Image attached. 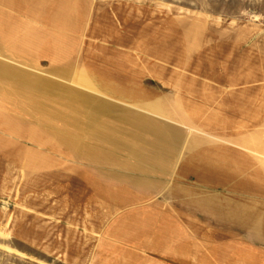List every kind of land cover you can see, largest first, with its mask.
Wrapping results in <instances>:
<instances>
[{"label":"crops","instance_id":"0c3cea01","mask_svg":"<svg viewBox=\"0 0 264 264\" xmlns=\"http://www.w3.org/2000/svg\"><path fill=\"white\" fill-rule=\"evenodd\" d=\"M7 3L11 1L7 0ZM7 3L3 4L4 11ZM107 10L120 19V15L114 9ZM150 11L152 14L157 13L155 10ZM143 15L145 16V12ZM1 19L5 33L3 36L0 35V113L20 124V133L24 136L26 145L35 143L37 152L40 149L44 150V155L38 153L41 156L39 160L58 161L60 155L63 156L62 161L67 162V171H61L65 174L64 178L69 182L73 177L80 179L78 183H83V189H44V191H56L65 195L66 198L63 200L80 203V207L75 208L81 209L84 218L86 214L97 222L102 219L105 224L101 221L97 233L101 248L115 241L117 245H122L130 252L127 255H131L137 262L138 256L135 255L134 250L147 251L150 258L162 262L156 254L152 255L151 252L154 253L155 250L156 253L163 252V263L166 264H171L173 261L170 254L172 242L176 243L175 247L179 251L190 249L189 258L193 262L199 259L198 263L201 264L204 263L205 258L218 261L227 256L225 254L227 248H232V251L241 248L246 251L245 255L243 254V257L247 258L244 264H264V244L261 242L228 237L203 244L205 239L194 235L192 238L183 218L159 201L160 196L154 198L156 194L161 193L156 189H169V186L165 187V185L170 182L178 161L177 145L172 129L158 116L157 113L161 112L136 108L127 102H125L129 104L127 108L111 105L109 109H103L96 103L82 100L68 83L74 65L73 60L77 58L81 49L76 45L75 39L69 42L68 35H63L68 33L66 31L49 30L41 32V37L34 36L35 32H29L28 27L23 28L24 33L11 34L7 29L10 16L0 11V24ZM95 24H98L97 19ZM97 27L101 28L100 25ZM91 28L90 32L85 28L84 34L87 36L88 33L93 34ZM37 33L39 32L36 31L35 34ZM99 35H102L101 31ZM47 38H50V41ZM97 39L100 41L103 38L93 40ZM85 40L84 49H90L93 46L92 39ZM110 43H105V47ZM99 47L102 50L105 48ZM1 53L4 56H1ZM99 56L102 58V54ZM11 58L17 62L12 61ZM103 59L105 61L96 63L95 66L101 67L100 75L103 78L111 77L114 74L113 70L111 69V76L105 71L108 69L109 61L104 57ZM84 61L85 70H89L87 65L91 63L89 57H85ZM114 65L116 68L120 67L119 58ZM138 66H126V69L138 71ZM117 71L116 69L115 73ZM145 80L151 86L164 88L163 91L170 97L174 94L179 101H192L199 110V114L192 116L194 120L192 125H196L201 132L208 135L206 139L209 140L211 137V141L216 144L229 142L227 137H220L219 128L222 127L224 131L228 126L219 125L218 110H224L223 106L232 102H242L241 106L245 109L243 112L250 114L244 115L248 122L245 130L251 128L248 119L253 121L257 119L261 122V131L264 135V108H262L264 94L238 95L221 100L216 90L214 93L207 90L202 93L203 98H208L204 104L198 100L199 97L195 93L186 91L180 93L173 90L171 85L166 86L154 77H147ZM176 86L181 87V84L178 83ZM185 86L187 84H184ZM160 87L157 88L162 90ZM105 93L101 95L107 97L109 94ZM191 97L196 99L191 100ZM246 107L249 109L246 110ZM183 113L188 115L186 111ZM61 143L65 144L70 152L60 151ZM48 155L56 158H48ZM108 194L118 195L116 200L114 198L115 202L108 201ZM94 204L99 206L101 212L88 208ZM109 208L115 209L118 213L116 217L119 219L113 221L119 225L117 233L116 231L112 233L106 223L107 212L102 213ZM87 210L91 211V215L86 212ZM128 221L135 222L136 226L128 225ZM151 227L152 231H150ZM155 231L159 233L154 234ZM148 242L151 243L148 245ZM143 257H145L143 259L148 258ZM249 257L255 258V261L251 262ZM139 264H143V261Z\"/></svg>","mask_w":264,"mask_h":264},{"label":"rangeland","instance_id":"374dc122","mask_svg":"<svg viewBox=\"0 0 264 264\" xmlns=\"http://www.w3.org/2000/svg\"><path fill=\"white\" fill-rule=\"evenodd\" d=\"M9 1L11 3H7V0H0V11L2 13L6 12V15L10 16L7 29L11 31V34L24 33L23 28L26 27L30 30L29 32L36 33L38 31L39 33L33 35H39V37H41V32L44 33L49 30L68 32L63 35H68L69 42L75 39L76 45L81 47L77 58L73 60L74 65L68 82L69 86L78 94L84 96V101H86L85 96H87L88 103H91L93 98L106 99L112 101V105H116L115 107L123 108H127L129 105L125 103L126 101L121 103L122 101L116 97L109 95L104 97L101 93L91 89L92 86L89 88L82 85L76 78L79 69L85 70V57H89L91 62L95 61V64L105 61L104 57L109 61L107 62L109 72L107 73L105 69L106 74H109V76H111V69L115 67L117 57L110 56L108 51L105 50L101 58L99 53L102 50L99 48L100 45L97 44L99 39L93 40L99 37L105 40V34L111 33L103 29L100 36L97 27L100 25L99 17L106 9H114L121 17H128L129 9L133 6V16L138 17L137 12L143 14L145 7L151 6L148 9L155 10L157 13L182 15L188 20H203L212 29L223 32L237 31L242 28L258 29L255 31L264 32V0ZM4 2L7 3L6 11L3 9ZM129 3L131 4L128 5ZM56 9L60 14L53 17ZM96 19L98 21L97 25L95 24ZM1 21L0 35L3 36L5 31L2 29L3 20L1 19ZM85 28L88 32H90V28L93 29V34L88 33V36L84 34ZM85 39H92L93 46L90 49H84ZM47 40L50 41V38H47ZM106 43L109 44L110 39ZM1 56H4L3 53H1ZM11 59L17 62L14 58ZM87 65L89 70H96L89 63ZM96 67L101 68L99 65ZM160 88L163 91L164 88ZM132 105L140 108L137 105ZM157 114L169 124L173 132L174 128L182 132L186 144H188L189 139H196L202 143L203 141L200 140H205L208 136L206 133L201 132L196 125H192L194 120L190 115L188 117V115L179 112L177 113L178 118L170 114H166L168 117L164 118L165 115L163 114L165 113ZM179 118L183 121L180 122ZM13 120L0 113V264H127V262L128 264H139L140 261H143V264H166L163 263V252L156 253L155 250L154 253L151 252L152 255L156 254L162 262L150 258L147 251L134 250L135 255L138 256L137 262L131 255H127L130 252L122 245H117L115 241H111V244H105L101 248L98 242L100 237L97 233L101 221L103 224L105 222L102 219L97 222L95 219L93 220L92 216L89 217L86 214L84 218L81 209L75 208L80 207V203L71 200L65 201L63 200L66 198L65 195L58 194L56 191H44V189H83V183H78L80 179L76 177H73L70 182L64 178L63 175L65 174L61 171H67V162L62 161V155H60L58 161L39 160L41 156L38 153L44 155V150L40 149L37 152V147H34V145L37 146L35 143L26 145V141L23 139L24 136L20 133V124L14 120L15 123ZM220 137H227L223 130ZM261 142L264 143V136ZM217 144L240 148L226 142ZM253 145H256V142L250 144V146ZM59 148L60 151L70 152L63 143L59 145ZM177 154L176 169L172 172L170 182L165 185V187L169 186V189H156L157 192L161 191V193L156 194L154 198L160 196L159 201L165 203L166 206L183 218L191 237L202 236L205 239L203 244H209L213 240L228 237L247 238L264 244V235L255 236L248 231L252 226L242 222L238 223L233 219H218L212 214L207 215L204 213L203 207L197 204V202H201L199 200L210 197L225 201L230 200L232 203L233 199H243L245 195L242 193L233 195L229 190L224 189V184L216 185L202 182L196 172L184 171V166L181 165V163L185 165L189 158L187 149L180 157L179 152ZM48 158L56 157L49 156ZM56 169L60 171L57 172ZM103 196L107 198L105 195ZM116 197H118L117 194H108L107 199L109 202H115ZM250 200H254V203L263 201L261 207L254 203L253 206L258 207L256 209L258 216L264 218V199L262 197H250ZM88 208H92L94 211L100 210L96 204ZM86 212L91 215V211L87 210ZM103 212H107L108 221L106 223H108L109 229L112 233H115V231L117 233L119 225H116L117 222L113 221L116 218L119 219V217H116L118 213L112 208ZM125 225H127V222ZM128 225L136 226L135 222L132 221H128ZM150 231H152V227ZM158 233V231L154 232V234ZM150 243L148 242V245ZM175 246L176 243L172 242L170 254L173 261L171 264H201L198 263L199 259L193 262L189 258L190 249H188L189 251H179ZM245 252L241 248H236L235 251H232V248H227V253L225 252L227 256L218 259V261L205 258L203 264H244L247 261V258L243 257ZM143 256L148 258L143 259L145 258ZM248 259L251 262L255 261V258L249 257Z\"/></svg>","mask_w":264,"mask_h":264},{"label":"bare ground","instance_id":"6f19581e","mask_svg":"<svg viewBox=\"0 0 264 264\" xmlns=\"http://www.w3.org/2000/svg\"><path fill=\"white\" fill-rule=\"evenodd\" d=\"M149 7L144 9L145 16L137 12L138 18H135L131 6L128 17L119 16L120 20L107 9L102 12L99 31L105 29L112 33L105 34V40L103 38L98 44L105 47L104 44L111 40L105 48H108L110 56L119 58L120 67L112 68V77L103 78L100 75L102 70L92 61L90 65L97 72L79 69L76 73L78 82L89 88L92 86L91 89L98 93L107 92L120 101L142 109L167 112L177 118V113L184 111L195 117L199 110L192 101H179L174 94L170 97L149 85L145 78H157L180 93H195L204 104L208 98H203L202 93L207 90L217 91L221 100L238 95L264 94V32L252 28L223 32L212 29L203 20H188L182 15L152 14ZM59 14L56 9L53 17ZM105 48L99 55L105 53ZM134 65H139L138 71L126 69V66ZM178 83L181 87L176 86ZM184 84L187 86L184 87ZM80 97L84 100V96ZM195 99L191 97V100ZM85 100H88L87 96ZM92 103L103 109L112 105V101L106 99L93 98ZM241 105L242 102H232L223 106L224 110H218L219 125L228 126L223 131L229 141L227 143L240 148L217 145L211 137L209 140L201 139L202 143L189 139L186 144L179 129L174 128L172 133L179 157L187 149L189 158L185 165L181 163L184 171L196 172L202 182L224 184V189L233 195H245L243 199H233L232 203L210 197L199 200L201 202L197 204L203 207L204 213L250 225L252 228L248 231L261 236L264 235V218L258 216L256 209L263 201L254 203L250 197L264 199V143L261 144L264 135L261 122L257 119H248L251 128L245 130L248 122L244 115L250 114L243 112L245 109ZM179 121L183 120L179 118ZM222 130L220 127L221 134ZM253 142L256 145L250 146ZM253 203L258 207H254Z\"/></svg>","mask_w":264,"mask_h":264}]
</instances>
